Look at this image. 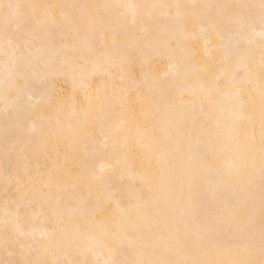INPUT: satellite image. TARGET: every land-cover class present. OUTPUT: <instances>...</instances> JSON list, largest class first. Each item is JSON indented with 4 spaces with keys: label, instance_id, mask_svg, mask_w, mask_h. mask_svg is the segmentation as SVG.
Here are the masks:
<instances>
[{
    "label": "bare ground",
    "instance_id": "1",
    "mask_svg": "<svg viewBox=\"0 0 264 264\" xmlns=\"http://www.w3.org/2000/svg\"><path fill=\"white\" fill-rule=\"evenodd\" d=\"M0 264H264V0H0Z\"/></svg>",
    "mask_w": 264,
    "mask_h": 264
}]
</instances>
